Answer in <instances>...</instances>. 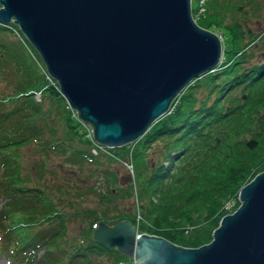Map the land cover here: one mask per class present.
Returning <instances> with one entry per match:
<instances>
[{"label":"trees","instance_id":"trees-1","mask_svg":"<svg viewBox=\"0 0 264 264\" xmlns=\"http://www.w3.org/2000/svg\"><path fill=\"white\" fill-rule=\"evenodd\" d=\"M191 5L193 14L197 7L193 0ZM206 6L207 12L197 23L211 29L218 27L223 40L230 33L229 40L224 41L223 59L213 71L204 72L182 89L169 111L136 141L111 147L112 154L104 153L110 160L130 155L136 185L129 181L120 186L117 174L111 171L106 191L134 198L136 207L131 212L119 210L115 215L108 214L109 206L87 208L90 225L71 250L74 261L81 258L78 264H92V256L106 253L112 256L111 264H135L132 256L116 248L109 250L94 240L93 229L100 220L114 223L130 218L140 232L164 237L179 246L196 247L209 242L221 218L239 204L240 189L264 170V57L249 50L252 44H242L245 30L240 22L223 24L219 0H207ZM10 26L0 22V30L8 31ZM247 32L251 33V28ZM23 42H8L0 36V79L8 76L12 85L10 91H0V194L6 195L0 224L10 235L20 227L23 232L12 242L10 238L4 240L0 248L5 250L7 246L15 257L24 253L21 261L25 264L33 262L31 245L36 246L43 237L40 233L31 235L28 228L36 221L38 208L33 206L34 197H22V190L28 187L18 167L15 169L14 159L9 161L4 151L33 140L42 150L68 148V142L59 135L53 139L48 135L56 133V119L50 115V107H43L45 100L61 109V117L73 134L83 138L85 133L80 120L70 114V105L58 82L49 75L39 51L29 41L39 60L36 62ZM8 63L10 67L5 66ZM216 137L219 143L214 142ZM160 139L164 140L165 154L155 165L148 163L149 149ZM78 149L72 152L77 158L101 162L102 152L94 154L89 146ZM34 189L30 191L36 193ZM55 204L47 201L39 209L43 216L38 221L57 215ZM137 212L141 214L138 220Z\"/></svg>","mask_w":264,"mask_h":264},{"label":"water","instance_id":"water-1","mask_svg":"<svg viewBox=\"0 0 264 264\" xmlns=\"http://www.w3.org/2000/svg\"><path fill=\"white\" fill-rule=\"evenodd\" d=\"M191 2L0 0V22L20 26L95 138L121 146L220 63L222 41L196 22ZM238 197L240 205L221 218L212 239L196 247L140 232L130 218L100 220L93 238L135 264H264V170Z\"/></svg>","mask_w":264,"mask_h":264},{"label":"rangeland","instance_id":"rangeland-1","mask_svg":"<svg viewBox=\"0 0 264 264\" xmlns=\"http://www.w3.org/2000/svg\"><path fill=\"white\" fill-rule=\"evenodd\" d=\"M219 1L223 7V24L227 26L240 22L242 25L241 27L245 30L242 44L247 42L252 44L249 50L258 53V57H262L263 55L260 53L264 50V0ZM206 2L207 0H193V6L197 7L192 14L195 20H199V18L207 12ZM0 7H2V3H0ZM3 24L11 26L8 31L0 30V36L8 42L16 43L19 42V40L21 42L24 41L23 44L28 53L36 62H39L35 50L31 46L32 43H29V40L20 26L9 22ZM248 27L251 28V33L247 32ZM206 29L213 31L220 37L223 54L224 41L226 39L229 40L230 37L229 31L227 36L224 35L223 40V34L219 31L218 27L214 26V29ZM222 59L223 55L220 61H222ZM5 66L10 67V64L8 63ZM45 67L47 68L46 64ZM5 77L6 78L2 77L0 79L1 92H8L12 88V85H10L7 79L8 76ZM201 79L203 78H200L198 81H201ZM202 94L204 93L202 92ZM37 98L41 99L39 93H37ZM176 103L177 102H175V104ZM43 107L45 109L50 107V115L56 119L53 128L56 130V133L51 131L48 135L52 139L59 135L61 139H65L68 142V148L59 150L54 147H47L46 150H42L39 146L40 144L33 140L32 142L21 144L16 149H7L4 151L9 161L14 159L13 165L15 169L18 167L23 181L28 187L27 190H22V197L26 196L29 199H33L34 197V202L32 201L33 206L38 208L36 221L32 226H27L31 235L40 233V236L43 237L37 240L36 246L32 239L34 245H31L30 251L33 253L35 259H33V262L28 261L25 264H37V260L40 261L38 264H78L81 258L79 257L74 261V258H71V250L75 243L80 242L82 238L81 232L90 225V218L86 214L87 208L102 209L103 207L109 206L110 212H108V214L115 215L119 210L131 212L136 207V200L134 198L128 195L116 196L110 191H106V188H109L107 177L110 175L111 171L117 174L118 184L120 186H124L129 181L135 184L132 160L130 155L124 158L121 157L120 159L114 157L110 160L104 155V153L107 152H102L100 154L99 158L101 162L77 158L72 152L79 150L78 148L89 146L91 150L87 139L91 142L88 132L90 134L92 133L93 126L80 118L77 115V110L71 106L69 111L70 114L74 116L75 119L80 120V128H82V131L85 133V135L82 134L83 138H81L80 135L73 134L72 128H70L61 117V109L53 106L50 100L43 101ZM164 145L163 139L157 140L152 144L148 152V163H153L155 165L157 161L163 158L165 154ZM2 171L3 169L1 168L0 173H2ZM36 188L41 189L43 193L36 190ZM31 189H34L36 193L30 191ZM105 191L106 196H102ZM2 195L0 194V211L3 203L6 201V195ZM49 200L56 203L55 207L58 214L49 218V220L43 219L38 221V219L43 216V213L39 209L44 207L45 203ZM238 203L237 207L241 203L240 199ZM17 214L18 213H16V215ZM139 218H141V214L137 212V220ZM20 229L11 231L12 235H10L4 225L0 224V247L4 240L10 238V242H12V239L15 240L16 236L21 235L23 232ZM52 233H54V235H51ZM56 233L60 235L55 237ZM54 238L58 239L52 242ZM9 251L7 246L5 250L0 248V264H24V260L21 261V259H24L22 258V254L24 253L15 257L12 256ZM91 259L92 264H111L112 262V256L107 253L102 256H92Z\"/></svg>","mask_w":264,"mask_h":264},{"label":"built area","instance_id":"built-area-1","mask_svg":"<svg viewBox=\"0 0 264 264\" xmlns=\"http://www.w3.org/2000/svg\"><path fill=\"white\" fill-rule=\"evenodd\" d=\"M70 105V104H69ZM71 107V105H70ZM77 110V109H76ZM77 113H78V110H77ZM74 114L76 115V113L74 112ZM79 116V113L77 114ZM76 115V116H77ZM80 117V116H79ZM81 118V117H80ZM93 129V128H92ZM88 135L90 137V140H91V151L94 153V154H98V153H101V152H107L108 154H112V151L110 150L109 147L111 146H108V145H105L103 143H101L100 141H98L95 136H94V129L92 131V133L90 134L88 132Z\"/></svg>","mask_w":264,"mask_h":264}]
</instances>
